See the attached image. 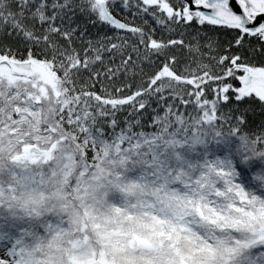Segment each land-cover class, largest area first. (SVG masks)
<instances>
[{"label":"snow or ice","instance_id":"1","mask_svg":"<svg viewBox=\"0 0 264 264\" xmlns=\"http://www.w3.org/2000/svg\"><path fill=\"white\" fill-rule=\"evenodd\" d=\"M77 11L114 35L77 50ZM201 28L214 65L178 72L172 51L198 52L185 41ZM0 36L24 45L0 48V209L43 225L0 230V264H264V123L221 109L264 110V0H0ZM132 53L155 67L146 81L88 90L137 67Z\"/></svg>","mask_w":264,"mask_h":264},{"label":"trees","instance_id":"2","mask_svg":"<svg viewBox=\"0 0 264 264\" xmlns=\"http://www.w3.org/2000/svg\"><path fill=\"white\" fill-rule=\"evenodd\" d=\"M80 0H76V3H79ZM134 2V0H133ZM173 2H177V0H173ZM117 3H119V0H117ZM114 15L121 19L122 21L129 22V23H135L137 25H141L145 28V31L149 30V27H157V32L155 33L156 37H161L163 34L164 37H167L169 33L166 30L159 29V26H156L152 24L151 20L149 25H143L141 17H136L133 19V16L128 14V11H121V9L118 7L114 11ZM94 18L89 17L83 13H80L77 11L76 16L74 17V23L72 24V27H78L86 30L87 35L83 37V39L79 36V31L77 33V37L73 41V46L77 50H82L84 46V42L91 39L93 41L103 38L105 35L107 36H113L114 33L110 31L107 26L99 24V23H92V20ZM199 27L197 25L193 26V29L189 30L195 34V29ZM200 34L202 37H205L204 39H200L198 42L191 40V37L186 38V44L191 43L192 45H196L198 43L199 45V51H189L188 48H177L172 51V55H175L177 59L176 63V70L178 72H183L186 67L195 68L198 62H202L205 64H213L214 61L210 59L212 56H216L218 54V51H210L207 47L206 43V37L214 35L209 29L201 28ZM187 35V34H186ZM135 41V37H132L129 41V43H132ZM63 43V41H61ZM9 46L12 51H17L21 54L24 52V45L19 43L14 38H8L5 39L3 36H0V48L4 46ZM143 51V50H142ZM131 52V48H128L125 52V55ZM133 58L136 60L137 67L129 70L127 74H125L123 71L119 73V75L115 78L114 82H109L107 78L101 77L98 82H96L94 85L91 83V81H88L89 85H91L88 90L94 91L99 94H104V89L106 88L109 92H112L115 87L121 86L123 84H131L132 85V91L136 89V86L140 84L142 81H146L148 77L154 74L156 71L155 67H152L149 65L148 60L143 59L142 57L140 59L136 58V54L132 53ZM120 57L117 56L115 58L114 63L112 61L109 62V66L115 67L119 64ZM96 69H99L101 72L104 71L103 68L100 67L99 64L93 66ZM215 70V68H214ZM87 76V73H85V77ZM84 78H81L80 83L83 84ZM237 84L238 82H233ZM167 95V93H166ZM209 98H211V95L209 94ZM152 108H149L147 112L144 113V116L141 119V123L144 124L145 130L151 131V119L156 114L152 111L153 108H157L156 100L150 101ZM178 103V102H177ZM221 109L224 112H233L236 115H240L241 113L246 115L249 120V128L252 129L254 132L261 131L260 125L264 123V110L260 108L258 104L255 105H249L247 103L238 105L235 101H230L227 106L221 105ZM159 111L160 115H163V110L157 109ZM181 111H183V107L181 106ZM191 109H189L190 111ZM128 116V112H121L118 113V119L121 122V126L124 125L125 117ZM106 132L109 131L107 129V125H104ZM141 130V129H137ZM183 144V142H182ZM179 147V146H178ZM216 147L214 144L212 145V148ZM187 153H186V159H190L193 162H198L199 158L204 154L205 147L201 144H189L187 145ZM182 150V149H181ZM211 151V149H209ZM214 158V157H213ZM7 179V177H5ZM19 216V213L17 214ZM0 230L5 232H11L15 234H19L20 232L24 230H29L33 232H41L43 230V225L39 221H30L27 217H24L23 219H16L15 221L12 218V215L9 213L7 207L0 209Z\"/></svg>","mask_w":264,"mask_h":264},{"label":"clouds","instance_id":"3","mask_svg":"<svg viewBox=\"0 0 264 264\" xmlns=\"http://www.w3.org/2000/svg\"><path fill=\"white\" fill-rule=\"evenodd\" d=\"M252 191H256L257 192V194H259V191H264V184H262L261 186H260V189H259V191H257V190H252Z\"/></svg>","mask_w":264,"mask_h":264}]
</instances>
